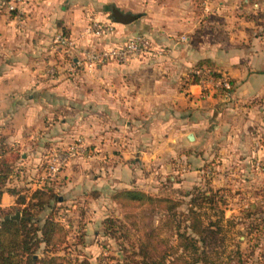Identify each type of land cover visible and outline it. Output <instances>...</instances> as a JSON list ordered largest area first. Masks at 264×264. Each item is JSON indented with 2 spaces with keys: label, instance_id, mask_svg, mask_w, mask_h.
Returning a JSON list of instances; mask_svg holds the SVG:
<instances>
[{
  "label": "rangeland",
  "instance_id": "rangeland-1",
  "mask_svg": "<svg viewBox=\"0 0 264 264\" xmlns=\"http://www.w3.org/2000/svg\"><path fill=\"white\" fill-rule=\"evenodd\" d=\"M34 1L12 0L21 7V12L14 16L26 22ZM140 1L141 4L139 0H92L91 5L93 9L106 10L105 5L113 4L109 15L115 19L136 12L144 2L152 0ZM222 1L228 8L225 10L226 20L216 17L221 6H224ZM117 3L123 6L120 12L115 10L118 9L115 7ZM194 4L196 15H204L203 21L209 16L208 12L215 13L209 33L214 38L231 37V46H240L235 45L234 41L246 37L242 47L247 52L264 49V0H194ZM236 16L244 17L249 23L245 24L242 34ZM51 41L45 52L41 51L45 54L42 65L44 75L54 78L64 73L74 75L84 69L77 67L75 71L70 68V54L55 51ZM177 41H186V35H179ZM229 46L227 44V48ZM80 50H74L72 55H80ZM164 53L165 48L162 55ZM150 54L157 55L153 52ZM204 65L213 69L214 77L222 74L229 81L232 80L227 95L215 83L206 87L199 85L201 97L217 93L221 100L211 103V100L205 99L200 104L190 106L193 117L201 120L198 126H187L184 131L194 135L191 131L194 130L197 139L193 137L189 140L181 136L176 142L172 139L178 132L175 125L157 126L165 129L164 134H169L161 144L163 157L154 154V149L159 145L153 143L144 148L140 155L130 153L124 157L117 149L115 154L118 155L115 156L118 158L97 159L96 145L93 147L83 136H70V133L65 140L50 141L42 149L36 147L34 151L31 149L35 148L36 142L29 141L30 147L28 143L23 144L22 148L16 146L18 154H15L13 173L6 185L18 193L20 199L23 197L26 203L35 199L32 197L34 191H44L43 197L48 199L44 212H51L62 223L67 234L66 242L57 253L66 255L74 264H116L125 255L135 256L132 251L134 243L148 235L159 248L171 253L172 259L178 254L191 262L195 253L199 259L196 264H264V159L258 155L259 148L264 146L263 117L261 113L251 116L249 110L242 107H251V96L236 101L240 97L238 93L235 94L239 82L237 78H232L228 70L219 69L214 62ZM51 67L55 72L49 71ZM194 68L189 69L188 78H191ZM224 103H228L227 106ZM211 104L222 110V114L208 111L206 108ZM202 114H207L205 119L200 117ZM72 143L81 144L82 150L50 178L45 169L50 152ZM12 144L15 146L16 143ZM22 149H26L30 157L23 158ZM233 150H236L237 156H231ZM247 153H250L249 158L245 157ZM119 161H122L121 167L109 174L107 166L114 168ZM125 188L140 189L155 197L168 198L172 200L173 208L168 209L167 202L124 204L114 195ZM10 195L13 197L8 199L9 202L12 200V215L16 211L20 215L19 208L23 204L15 202L16 194L9 193L5 197ZM203 196L214 198L213 204L202 200ZM183 231L189 239L194 238L198 248L179 245L178 233ZM135 257L138 258V255ZM172 264L187 263L180 259L172 260Z\"/></svg>",
  "mask_w": 264,
  "mask_h": 264
},
{
  "label": "crops",
  "instance_id": "crops-1",
  "mask_svg": "<svg viewBox=\"0 0 264 264\" xmlns=\"http://www.w3.org/2000/svg\"><path fill=\"white\" fill-rule=\"evenodd\" d=\"M223 3L216 14L219 20L227 16L228 8ZM91 4L92 0H35L26 22L6 10L0 12V137L7 142L21 148L29 141L36 142L31 149L34 151L50 141L65 140L70 133L96 145L97 159L111 160L118 155L117 149L124 157L130 153L140 155L153 143L159 145L154 154L163 157L161 144L169 134L157 126L175 125L178 132L172 139L178 142L189 132L184 128L198 126L201 120L193 117L190 106L205 99L211 103L220 99L217 93L201 97L199 84L188 82L189 69L201 58H209L237 78L235 94L240 97L236 101L251 96V107H242L251 116L261 113L264 125V49L247 52L242 47L246 37L234 41L240 46H231V37L211 36L214 12H208L203 21L204 15H196L194 0H152L144 2L136 12L130 10L138 12L135 19L122 22L113 19L110 10H96ZM115 7L123 9L120 3ZM91 17L109 19L113 31L100 37L85 35L83 30ZM236 18L242 34L249 23L242 16ZM61 29L75 38L77 49L92 43L120 45L141 32L154 47L165 48V53L146 54L126 63L108 62L80 69L74 75L64 73L50 78L43 73L45 54L41 51L45 52L52 35ZM181 34L186 35V41H177ZM214 105L206 109L221 115L222 110ZM204 116L207 114L200 117L205 119ZM191 131L197 139L198 135ZM26 149H22L23 158L30 157ZM258 155L264 159V146ZM231 156H237L236 150ZM116 163L114 168L111 166L113 170L107 166L109 174L121 167L122 161ZM8 194H2V205L12 204V200L8 201L12 195L5 197Z\"/></svg>",
  "mask_w": 264,
  "mask_h": 264
},
{
  "label": "trees",
  "instance_id": "trees-1",
  "mask_svg": "<svg viewBox=\"0 0 264 264\" xmlns=\"http://www.w3.org/2000/svg\"><path fill=\"white\" fill-rule=\"evenodd\" d=\"M6 1L2 0L0 12L6 10L13 16L15 12L6 8ZM105 6L108 10H111L110 7L114 8L113 4ZM130 15V20L138 16L137 13ZM60 31L67 33L64 29ZM210 62L209 58H201L197 60L194 66L199 67L203 64H210ZM188 82L198 83L197 76L192 74ZM16 146L18 145L13 146L12 143L0 137V264H74L66 255L57 253L61 245L66 242L67 234L62 223L51 212H44L45 205L48 203L47 197H43L42 192L44 191L41 189L34 191L32 197L35 199L33 202L26 203L23 197L20 199L18 193L6 185L13 173L15 154H18V147ZM4 192L16 194L15 202L23 204V207L19 208L18 219L11 218L13 211L10 210V206L13 204H1V196ZM114 196L124 204L136 203L140 205L167 202L168 209L173 208L172 200L152 196L140 189L125 188L117 191ZM202 200L210 204L214 202V198L208 196H203ZM195 232L197 231L195 230ZM178 235L179 245L183 248H198L194 238L189 239L185 231L179 232ZM146 236V238L134 243L132 251L135 252V256L138 255V258L125 255L116 264H172V260L180 259H183L187 264H196V261L199 260L195 253L192 255L191 262H187L183 255L178 254L172 259L170 258L171 253L159 248L151 236Z\"/></svg>",
  "mask_w": 264,
  "mask_h": 264
},
{
  "label": "built area",
  "instance_id": "built-area-1",
  "mask_svg": "<svg viewBox=\"0 0 264 264\" xmlns=\"http://www.w3.org/2000/svg\"><path fill=\"white\" fill-rule=\"evenodd\" d=\"M6 8L13 10L16 15L21 12L20 5L12 2V0L7 1ZM113 28V22L109 19L92 18L86 23L83 32L85 35L100 37L110 34ZM51 38V42L56 49L55 51L60 50L65 52L66 55L70 54L69 66L75 71L77 67L93 69L99 64L108 62L126 63L139 56L152 52L160 55L164 51L161 47H154L147 35L143 33H135L126 42L120 45L104 46L99 43L86 45L87 47H83L80 50V55H72L74 50L79 49H77V41L70 34L63 33L59 30L55 32ZM49 71L51 73L55 72L54 67H51ZM213 73V69L204 64L194 68L192 71V74L197 76L200 86L206 87L215 83L220 85L227 95V91L230 88V81L222 74L214 77ZM81 150V144L78 143H72L65 148L53 149L46 161L45 169L47 175L53 178L58 170Z\"/></svg>",
  "mask_w": 264,
  "mask_h": 264
},
{
  "label": "water",
  "instance_id": "water-1",
  "mask_svg": "<svg viewBox=\"0 0 264 264\" xmlns=\"http://www.w3.org/2000/svg\"><path fill=\"white\" fill-rule=\"evenodd\" d=\"M115 10L120 12L119 9H115ZM130 18H131V15L130 14L128 15L127 13L122 18L115 17L116 20L122 21V22L130 21ZM186 137H187V139L191 140V139H193V134L191 132H189V133H187ZM18 217H19L18 211H16L13 215H11V218H14V219H18Z\"/></svg>",
  "mask_w": 264,
  "mask_h": 264
}]
</instances>
